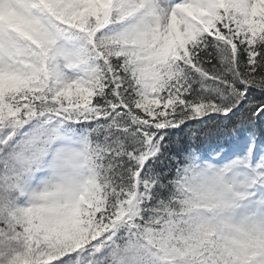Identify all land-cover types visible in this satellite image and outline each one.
Masks as SVG:
<instances>
[{
    "label": "snow or ice",
    "instance_id": "6c2138e0",
    "mask_svg": "<svg viewBox=\"0 0 264 264\" xmlns=\"http://www.w3.org/2000/svg\"><path fill=\"white\" fill-rule=\"evenodd\" d=\"M0 264H264V0H0Z\"/></svg>",
    "mask_w": 264,
    "mask_h": 264
}]
</instances>
